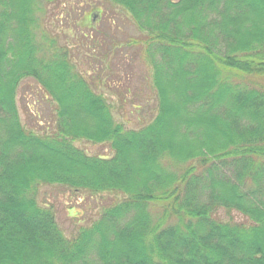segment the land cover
<instances>
[{"label":"trees","instance_id":"trees-1","mask_svg":"<svg viewBox=\"0 0 264 264\" xmlns=\"http://www.w3.org/2000/svg\"><path fill=\"white\" fill-rule=\"evenodd\" d=\"M59 1L0 0V264H264V0H103L90 10L91 41L113 7L145 36L154 109L133 130L40 29L42 8ZM27 79L56 106L50 134L21 121ZM119 84L107 87L135 90ZM65 194L76 206L104 200L69 238L56 221ZM220 209L246 223L218 220Z\"/></svg>","mask_w":264,"mask_h":264},{"label":"rangeland","instance_id":"rangeland-1","mask_svg":"<svg viewBox=\"0 0 264 264\" xmlns=\"http://www.w3.org/2000/svg\"><path fill=\"white\" fill-rule=\"evenodd\" d=\"M176 1V0H174ZM60 3L50 4L42 8L39 14L40 29L52 39L57 40L60 46L70 51L71 59L76 69L84 77L92 72L91 83L97 93L101 94L111 106L115 121L125 130L138 129L142 122L150 117L153 111V101L146 88L151 86V69L143 57V44L145 36L141 34L127 19L126 13L118 7L108 9L107 18L101 22L96 20L93 40L89 39L84 23L93 24L94 13L90 10L104 7L103 0H61ZM63 2V3H61ZM44 4L41 5L43 7ZM87 37L84 38V35ZM110 66V72L108 67ZM102 67L104 70L102 71ZM129 69H135L134 73ZM102 71V72H101ZM120 81L118 87L130 86L132 95L138 99L131 104L132 95L125 98L115 95L107 85H114ZM137 91V92H136ZM44 92L32 80H24L17 91L16 105L24 126L34 130L37 134L46 135L54 130L56 106L49 99L44 101ZM127 100V101H126ZM125 102V103H124ZM133 106L137 109L134 110ZM53 119V123H52ZM88 155L108 156L107 145H93L84 141L74 143ZM49 196L54 197L56 192L48 190ZM62 195V194H60ZM80 197V196H79ZM104 199L110 200L113 196L104 194ZM121 199V197H116ZM115 198V199H116ZM56 221L66 237H72L81 226H89L99 211L104 200L79 199L70 194L60 197ZM160 207L152 206L154 215L160 213ZM72 210L70 213L69 211ZM228 213L220 209L215 217L222 222L246 223V218L233 212L231 219ZM248 225V224H247Z\"/></svg>","mask_w":264,"mask_h":264}]
</instances>
